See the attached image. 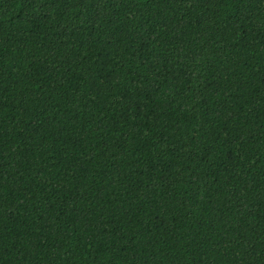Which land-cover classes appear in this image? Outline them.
I'll return each instance as SVG.
<instances>
[{"label": "trees", "instance_id": "16d2710c", "mask_svg": "<svg viewBox=\"0 0 264 264\" xmlns=\"http://www.w3.org/2000/svg\"><path fill=\"white\" fill-rule=\"evenodd\" d=\"M0 264H264V0H0Z\"/></svg>", "mask_w": 264, "mask_h": 264}]
</instances>
